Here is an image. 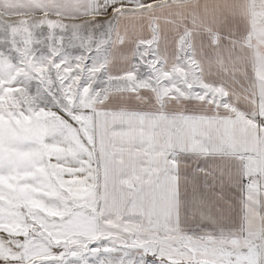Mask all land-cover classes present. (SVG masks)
Wrapping results in <instances>:
<instances>
[{"label": "snow or ice", "instance_id": "6c2138e0", "mask_svg": "<svg viewBox=\"0 0 264 264\" xmlns=\"http://www.w3.org/2000/svg\"><path fill=\"white\" fill-rule=\"evenodd\" d=\"M0 264H264V0H0Z\"/></svg>", "mask_w": 264, "mask_h": 264}]
</instances>
